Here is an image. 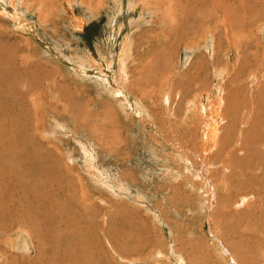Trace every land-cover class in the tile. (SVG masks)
<instances>
[{
	"label": "rangeland",
	"instance_id": "rangeland-1",
	"mask_svg": "<svg viewBox=\"0 0 264 264\" xmlns=\"http://www.w3.org/2000/svg\"><path fill=\"white\" fill-rule=\"evenodd\" d=\"M205 1L198 23L188 0H0V63L92 264H264V0ZM1 221L0 264H54Z\"/></svg>",
	"mask_w": 264,
	"mask_h": 264
},
{
	"label": "bare ground",
	"instance_id": "bare-ground-1",
	"mask_svg": "<svg viewBox=\"0 0 264 264\" xmlns=\"http://www.w3.org/2000/svg\"><path fill=\"white\" fill-rule=\"evenodd\" d=\"M188 1L191 3V14L195 15L196 21L200 23L204 18V9L207 6V2L205 0ZM213 1L218 5L220 10L225 8L224 3H219L220 0ZM251 1H253L252 3L256 2V0ZM204 2H206V4ZM248 8L250 7L248 6ZM246 15L247 14H245V16ZM221 18H224L225 22L231 23L232 10H226L223 14H221ZM221 21L222 20H220V22ZM238 25H240V23ZM227 28H229V26ZM9 76H11V74L7 65H0V219L2 220L1 222L5 223L1 226V228L7 229L8 226H21L24 224L23 219L25 218L26 220L32 222V227L36 232L37 239L42 241L39 242L41 247L38 254L39 259L37 261L48 260L54 264H69L71 261L73 264H78L80 261V263L83 262L82 264H92L90 263L92 262V258L84 255H87V253H89L88 251H90L89 248H92L95 245V240L93 241L94 244L92 242V247L86 242V235L88 234V236H92L93 234L91 235L89 232H86L89 231V229H87L89 228L88 226H85L87 227L86 231L75 229L76 226L73 227V224L70 221L72 212L69 211V208L67 207L69 203L67 206H64L57 198V194H63L64 191V186L59 185L60 180L58 177H60L59 174H62H58L57 172L59 161L51 156V151H48L47 149H40L36 146V144H40L36 137L38 120H36V124L31 123L33 118L29 114V110L31 107L33 114H35L38 113V109L33 104V107L31 106V100H29V102L26 101L25 94L19 93L18 90H16L17 88L15 89L14 84L11 82L12 80H8ZM128 79L129 78H127V80ZM200 96L202 97L203 95ZM204 96L209 98V95L207 94ZM220 98H222V96ZM200 104L202 105V109L200 110L201 112L209 110L205 103L200 102ZM210 130L212 131L213 136L216 137V135H218L219 131H217V129ZM87 157L90 158L89 156ZM204 166H206L205 168L207 172L211 171L212 166L210 163L208 164L204 162ZM205 175L208 176V178L211 176V174ZM213 192L211 190V193ZM68 200L69 199L66 197L65 203ZM247 201L248 198L245 197L243 198V201L239 202L235 206H244L247 204ZM78 228H80V226ZM94 238H96V236ZM90 239L88 241H90ZM96 245L98 246L99 244L96 243ZM100 250L96 251L100 252ZM94 251L95 250H93V252ZM101 252H103V250ZM91 253L92 252L90 251L89 254L92 257Z\"/></svg>",
	"mask_w": 264,
	"mask_h": 264
}]
</instances>
